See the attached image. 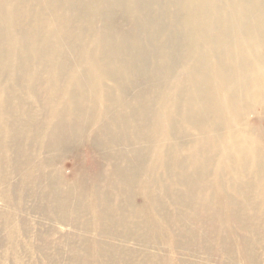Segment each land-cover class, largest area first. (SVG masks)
<instances>
[{
    "label": "bare ground",
    "instance_id": "obj_1",
    "mask_svg": "<svg viewBox=\"0 0 264 264\" xmlns=\"http://www.w3.org/2000/svg\"><path fill=\"white\" fill-rule=\"evenodd\" d=\"M260 115L264 0H0V182L51 168L41 198L60 223L136 217L153 237L163 196L190 248L191 219L233 220L229 192L264 201ZM79 150L87 180L56 170Z\"/></svg>",
    "mask_w": 264,
    "mask_h": 264
},
{
    "label": "rangeland",
    "instance_id": "obj_2",
    "mask_svg": "<svg viewBox=\"0 0 264 264\" xmlns=\"http://www.w3.org/2000/svg\"><path fill=\"white\" fill-rule=\"evenodd\" d=\"M256 121L257 127L264 130V116L260 115ZM86 152L77 151L73 160L64 158L57 164L56 170L65 177L76 170L87 180L94 171V161ZM43 159L44 156L39 154L38 160ZM48 171L51 168L35 171L34 178H39L40 173L46 175ZM6 174L8 179L0 182V264H127L128 261V264H264V201L261 198H253V206L249 205L251 201L247 202L243 194V198H239L234 192H229L233 203H236L232 206L233 220H226L222 214L216 220L208 215L203 218L205 221L202 224L196 218L191 219V247L186 248L183 245L188 240L187 236L176 222L177 214L184 209L170 204L163 196L157 197L155 204H163L165 210L160 212L159 217L166 220V224H171L162 232H152L153 237L149 234L151 232L144 230L145 223L136 217L126 224L130 229L120 226L126 229L125 232L119 226V229L115 228L108 220L100 221V227L95 225L82 231L58 222L53 214L46 212L48 207L45 199L41 198L42 195L44 198L51 195L45 187L46 181L41 182L37 178L25 183L21 174H11L9 168ZM236 182L243 189L248 186L245 178ZM224 186H228L226 182ZM258 191L260 189H254L255 194ZM133 201L137 205L142 202L140 196ZM104 228H107V232ZM140 232L145 234H138ZM111 247L114 248V255L109 252L112 251ZM116 255L122 258L123 263L120 258L118 262Z\"/></svg>",
    "mask_w": 264,
    "mask_h": 264
}]
</instances>
